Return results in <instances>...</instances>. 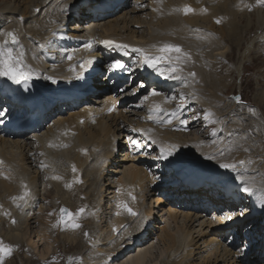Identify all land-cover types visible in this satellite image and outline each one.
I'll return each mask as SVG.
<instances>
[{
    "label": "bare ground",
    "instance_id": "6f19581e",
    "mask_svg": "<svg viewBox=\"0 0 264 264\" xmlns=\"http://www.w3.org/2000/svg\"><path fill=\"white\" fill-rule=\"evenodd\" d=\"M116 2L0 0V43L10 41L11 38L6 34L14 32L17 43L8 46L16 53L22 51L24 63L33 69L27 85L0 76V109L3 102L8 105L6 109L12 106V110L27 102L32 93L28 89L29 84L36 83L40 85L42 93L48 95L55 92V96H65V92L75 96V93L89 86L94 87L89 94L109 90V85L119 82L115 74L107 83L93 84V79L100 77L99 64L103 59L112 63L114 59L123 60L126 57L116 49L115 53L107 54L103 41L113 40L132 47L139 45L152 52H155L152 45H180L190 57L181 65L182 80L168 79L165 82L162 80L165 77L140 62L139 65L143 76L147 73V76L151 74L158 79L153 90L160 93L153 96V90L149 92L144 106V121L148 124L142 129L153 130L149 134L158 146H180L173 157L161 161L167 171L172 170L176 174L173 184L179 189L176 191L180 196V203L176 207L182 210H178L175 205L173 207L171 201H163L156 196V189H150L152 181L149 179L153 175L148 179L142 170L141 161L136 162L127 151L125 138L132 134L127 120L133 122L134 118L129 117L131 114L122 115L124 110L120 107L109 111L116 101L112 91L98 94L96 98L81 97L78 102L86 100L87 103L80 106L67 98L66 101L79 111L62 118L63 111L58 112L55 119L60 120L37 135L14 137L2 128L0 122V160L3 161L0 164V240L13 247L11 255L5 257L12 258L7 264L13 263L16 252L26 255L30 252L29 258L35 264H64L66 258L68 264H76L82 250L76 253L73 250L82 248L83 243L79 234L57 233L58 222L50 221L48 210L61 205L69 206L73 213L81 214L79 209L85 210L83 218L88 222L75 218V222L82 227L81 236L91 240L95 237L96 240H92L94 246L101 253L107 252L105 257L102 253L96 264H245L247 259L237 261L234 249L231 250L216 235L228 232L232 234L233 240L239 239L243 231L230 229H240L246 220L239 214L244 204L243 198H237L240 194H244L246 199L250 198L245 209L252 206V213L264 215L259 187L264 185V124L255 115L256 119L249 114L246 107L223 98L229 95L230 86L226 77L216 74L214 70H219L223 59L233 61L235 49L244 61L256 48L264 49V43L250 44L245 39V35L254 27L264 28V13L260 11L263 4L257 0H151V11L146 14V19L125 7L116 9V13L108 18L101 16L103 10L96 9L99 3V6L106 5L107 10H112ZM186 6L194 11L185 14L183 9ZM251 8L254 13H248L253 12L249 11ZM31 9H36L37 15L22 22L21 16L29 15ZM78 12L79 25L69 29L66 22L72 17L71 13H74L75 18ZM243 18L247 19L244 26L241 25ZM253 18L255 23L251 22ZM218 19L221 31L225 33L224 38L216 31ZM135 24H146L147 27L137 31L134 29ZM79 35V41L71 42L72 38ZM57 36L63 37L62 43L58 42ZM88 43L92 44L91 48L85 47ZM229 44L233 55L227 54L231 49ZM69 54L73 57L71 60L67 58ZM131 56L126 62L130 68L139 53H132ZM80 64L84 67L81 68ZM207 64L213 66L209 73L204 72ZM189 73H195V76ZM70 90L75 93H70ZM170 93L176 94L175 100L187 96L192 100L190 104L201 105L202 102L204 112L214 113L221 128L215 142L208 143L203 139V127L191 136L190 130L201 126L199 118L202 114L197 111L200 107L196 106L193 116L187 118V108H171ZM181 93H184L183 97ZM218 93H222V97ZM259 99L260 105H264V91L259 93ZM157 104L168 114L176 113L171 124L160 122L166 121L168 115L161 114L160 121L149 118L154 115L150 109ZM250 113L254 114L255 111ZM181 121L187 123L182 124ZM123 124L126 125L124 128ZM244 126H248L247 131ZM171 128L177 132H171ZM62 132L65 135L57 138ZM250 132H259L258 140L249 139ZM198 133L201 135L198 136ZM211 134L205 130L206 138ZM55 138V142L64 146H53L51 140ZM153 148H156L155 145ZM220 149L231 151L223 157L217 155L214 160L207 159ZM240 160L246 163L242 167L238 165L239 173L219 167L220 162ZM42 163L47 167H41ZM238 176L245 177V180L241 181ZM44 177L49 181L41 192ZM217 180H222L221 185H217ZM250 182L257 186L255 190L252 193L243 192V187ZM76 183L77 186L70 188ZM205 183H208L206 187ZM78 186L85 200L73 193ZM196 186L201 189L195 191ZM219 187H222L221 191L228 192L220 198L214 193ZM25 190L29 191L27 203L13 199L23 195ZM197 195L204 199L203 203ZM48 197H51L48 206L43 207L42 202L38 204L41 200L46 202ZM213 199H217V205L211 204ZM121 201H125L138 215L130 214L127 208L120 205ZM163 204L169 205V208L163 207ZM96 209L101 211L100 222L96 219ZM84 245L85 250H88L90 246ZM68 251H73L70 256ZM243 251L240 256L250 254L248 249ZM262 258L264 254L256 259ZM259 264H264V260Z\"/></svg>",
    "mask_w": 264,
    "mask_h": 264
},
{
    "label": "rangeland",
    "instance_id": "374dc122",
    "mask_svg": "<svg viewBox=\"0 0 264 264\" xmlns=\"http://www.w3.org/2000/svg\"><path fill=\"white\" fill-rule=\"evenodd\" d=\"M139 1H141V2L138 3L137 0H121L116 9H120L121 7H125L128 10H132L131 13L136 12L135 14L144 17L143 19H146V14L151 11L150 0H139ZM140 5H144V7L141 9L136 8V6H140ZM116 9L111 11V12H105L106 15H105V17L104 16L103 17L108 18L110 15H113L114 13H116ZM35 10L36 9H31L30 14L27 16L22 15L21 21L23 22L32 16H36L38 11H35ZM253 10H254L253 8L249 9V11H253ZM260 11H261V13H264V4H263V7L261 8ZM254 12L255 11L248 12V13H254ZM142 13H144V14L142 15ZM71 14H72V17L70 18V20H68L66 22L67 27L69 29H72V26H75V25L78 26L79 25V23H78L79 21H77L78 20L77 18H79V12H78V15L75 14V18H74V13H71ZM22 17H23V19H22ZM148 19H149V17H148ZM241 20H243L241 22V25L244 26L246 24L247 19L243 18ZM251 22L255 23L254 18ZM220 26L221 25L216 22V31L217 32L219 31L218 35L221 34L224 38V36H225V33L223 32L224 30L221 31ZM146 27H147L146 24H135L134 25V29L137 31H142V30L146 29ZM254 30H255V33H254ZM83 33H85V31ZM69 34H71L70 30H69ZM77 34L78 33H76L75 35H77ZM258 36H259V38H258ZM80 37H81V35L75 36L74 38L71 39V42L79 41ZM56 38L58 39V42L63 41L62 36H57ZM245 39H248L250 44L253 42H256V44L259 43V45H261L262 43H264V28L258 29V27H254L253 30L249 34L245 35ZM244 43H245V41H244ZM230 47H231V49H229L227 54L233 55L232 46L230 45ZM239 56H240V53L238 52V50L235 49V52L233 55L234 60L231 62H227L225 59H223L221 61L222 63L219 64V68H218L219 70H216V71L214 70V72L216 74H222V76L226 77L225 79L227 80L228 86H230L229 95L224 96L223 98L230 99L231 101H235L238 105H241L244 108L246 107L249 114L253 115L254 118L256 116L257 119H261L263 121L262 123L264 124V105H260L261 102L259 99V93L264 91V77L261 76V75L264 76V72H263V70H264V49H262L261 47L256 48L255 51L251 53L249 59H247L245 61H244V59L240 58ZM134 62H135V68L139 69L140 65H139L138 57L134 58ZM214 62H216V61H214ZM110 64H111L110 61L104 60V59L102 60V63L99 64V70L98 71H99L100 77H99V80H97L98 83H105L106 78L110 77V76H108V74L110 72L108 70ZM212 67H213L212 65H208V64L205 65L204 72L209 73L211 71ZM222 71H223V73H222ZM111 75H112V73H111ZM213 75H215V74H213ZM153 84H154V82L147 83L144 76L137 75L135 79H131L129 81H126V86H122L120 88L119 92L117 90L114 93L119 107L122 109V111L124 110L123 113L125 112L124 114L121 113L122 111L120 113L122 115H125V116L131 114L129 117L134 118L133 122H130L129 120H127V123L131 127V129H141V127L147 123L144 121L145 120V112H144L145 110L143 108V106L145 104L144 99L147 100L146 97H148V94L151 90L150 89L151 85H153ZM141 85H143L144 87ZM122 88H123V91H121ZM108 91L109 92L113 91V89H109ZM128 92H129V94H128ZM136 94H137V96H136ZM146 94H147V96H146ZM133 95H134V98H133ZM218 95L220 97H222V93H218ZM171 96H173V94H171ZM174 96H176V94H174ZM237 96L241 97V101L238 102L235 99V97H237ZM220 97H219V99H220ZM139 99L140 100L142 99V100L140 101ZM191 101L192 100L188 99V97L186 96L185 98L175 100L174 104H172V107L180 108V107H183L184 105H186L185 108H187L188 113H189V116H187V118H188V117L193 116L194 111H195L194 108L196 106H199L200 108H197V111H199L202 114V116H200V118H199V121L201 122V126L197 127L196 129H191L190 134H191V136H193L195 134V131L199 130L202 127L205 130H208L212 133L214 131V125L218 122L217 117L216 116L212 117V121L214 123H208L207 125L202 124L208 120V116H207L208 112H204L205 106L203 105L202 102H200L201 105H196V104H190ZM179 102H184L185 104L179 103ZM140 107H141V109H140ZM189 107H193V108H189ZM184 109H182V110H184ZM252 110L255 111L254 114L250 113ZM136 111H138V112L136 113ZM244 115L249 116L246 114H244ZM67 116L68 115H66L65 117H67ZM122 119L123 118L120 119L121 122L123 121ZM125 126L126 125L123 124L122 128H124ZM129 126H127V128H129V131H130ZM247 128H248V126H244L245 131H247ZM205 130L203 131V139L204 140H206L210 137H214L211 134L208 138H206ZM174 132H177V131L174 130ZM216 134H218V131H216ZM249 134H250L249 139H251V140L256 139V138H257L256 140H258V138L260 136L259 132H255V133L250 132ZM200 135L201 134L198 133V136H200ZM133 140L140 141V147H138V148L135 147L132 144ZM125 142H126V145L128 146L127 151L129 152L131 157H134L136 159V162H137V160L139 162L141 161L140 163L142 164V170L147 175V178L153 175L152 177H150V179L148 178L150 181L153 182V185L151 182L150 189H156V196L160 197L163 201H165V199L169 200V202L171 201L172 202L171 205H173V207L175 205V207H176L180 203V201H178L180 196H179L178 192L176 191L179 189L177 187H174V184H173V180H176V174L175 173L174 174L173 173L168 174V172L163 167L164 163L161 161V159H157V156L159 155L158 148H153L152 145L150 146L148 143V140H146V138L143 136V134H141L139 132H134V131H132L131 137L125 138ZM143 143H145V144L143 145ZM148 147H149V149H147ZM124 152H126V149ZM118 153H119V147H117V151H116V154H118ZM263 160H264V158H263ZM155 165H156V167H155ZM46 180H47V178L44 177V180L40 186L41 192H43V188L45 187V185L49 181V180L48 181H46ZM154 180H155L156 184L154 183ZM158 180H160L161 182ZM77 184L78 183L74 184L70 188L77 186ZM80 189H81V187L78 186L73 191V193L76 196H79V198L81 200H85L83 194L81 195ZM77 190H79V191H77ZM197 190H199V189H197ZM249 200H250L249 198L246 199L245 196L243 197L244 204H243V208L239 214L241 215V213H243L242 216L246 217V220L243 223L242 227L240 229L235 228V227H231V229H230V230H241V231H243L240 234L239 239L233 240L232 234L231 233L228 234V232L223 234V235H216V236L218 238L224 240L225 243L227 242L228 246L231 250L234 249L233 252L237 258V261H238V259L239 260L247 259V263H245V264H259L260 261L264 260V258H262L261 260L256 259L257 257H261L264 254V218L260 214L252 213V210H253L252 206H249L248 209H245L249 203L248 202ZM41 202H42L43 207H45L46 205L48 206L49 203H51V197H48L46 202H44L43 200L39 201L38 204L41 205ZM211 204H213V201H211ZM163 207L169 208V205L163 204ZM42 208H41V210H42ZM62 208H66V209L70 210L71 212H73L69 206H62V205L57 206L55 209H53V208L49 209L48 213L50 215V221L51 222L57 223L58 221L61 220L62 213L60 210ZM95 208H96V206H95ZM176 208L180 211L182 210L178 207H176ZM112 212L113 211H111V213H110L111 216H112ZM96 213H97L96 219H98V221L100 222L101 216L99 213H101V211L100 210L97 211V209H96ZM76 214H78V213H76ZM78 217L82 218L83 222L89 221V220L83 218L84 217L83 213L76 215L75 218H78ZM215 220H217V219H215ZM58 225H59V227L56 228V231H58L57 233L79 234V238L82 239V242H83L82 248H75L73 250L74 252L73 251L67 252L68 256H70L71 252L76 253V252H79L82 250L81 251V257L78 261H76V264H96L97 262L100 261V257L102 256V253H104V257H105V255H107V252L101 253L94 246L95 243H92V240L95 241L96 240L95 237L91 240L90 238L84 239L81 236L80 230L82 227L72 228L71 226H69V227L66 226L64 223H58ZM61 227H62V229H61ZM259 227H262V228H259ZM95 231H93L92 233L97 236ZM255 231L258 233H255ZM223 236H226V237H223ZM114 238L115 237L113 236L112 239H114ZM254 238H255L256 242L254 241ZM84 244H87L90 246L88 250H85L86 246ZM246 245H247V249L249 250L248 253H250V254H248V256H246V257L240 256L244 252L243 249L246 247ZM29 253L26 255L24 253L23 254H17V252H16L15 256L13 257L14 261L12 264H35V261L30 260V258H29L30 254ZM11 259H12L11 257H7V259L4 260V264L9 263L11 261ZM248 260H252V261H248ZM38 264H41V263L38 262ZM64 264H68L67 258L64 259ZM220 264H223V263H220Z\"/></svg>",
    "mask_w": 264,
    "mask_h": 264
},
{
    "label": "snow or ice",
    "instance_id": "6c2138e0",
    "mask_svg": "<svg viewBox=\"0 0 264 264\" xmlns=\"http://www.w3.org/2000/svg\"><path fill=\"white\" fill-rule=\"evenodd\" d=\"M258 3L264 4V0H257ZM183 11L185 14L193 12L194 9H192L190 6H186ZM204 11H207V9H204ZM219 19L217 20V23H219ZM8 37L11 38V40H5L3 43H0V76H4L7 78H10L16 83H24L27 85L28 81L32 77L33 69H31L30 66L26 65L23 60L24 53L21 51L19 53L14 52L12 47H9V44L15 45L17 43V36L14 32H8L6 34ZM106 47L112 49L119 50L124 55H131L132 53H139L138 61L145 65L148 68H151L156 73H158L160 76L165 77L166 79L171 80H182L184 77L181 75L183 69L181 65L189 59V53L185 52L182 47L178 44L173 43H163L160 46L152 45V48L155 49V52L149 51L145 48L140 47H132L128 44L124 43H117L113 40H106L102 42ZM40 47H44V45H40ZM86 48H91L92 44L88 43L85 45ZM69 60H71L73 57L71 54L67 57ZM80 67L83 68L84 65L80 64ZM27 69V70H26ZM109 71H130V68H128L120 59H114L112 63L109 65L108 68ZM190 76H195V73H189ZM48 79L53 80L54 78L48 77ZM55 82V81H54ZM143 86V85H141ZM123 91V89H121ZM153 96L159 95L160 93L156 92L155 90L151 93ZM182 97L184 96V93L180 94ZM235 99L239 102L241 101V97L237 96ZM115 108V105H113V109ZM113 109H109V111H112ZM150 112L154 113V115L150 116V119L158 120L160 121L161 114L168 115L169 118L166 121H160V122H166L168 124L172 123V117H175L176 113L172 112L168 114L164 108H162L159 104L155 105L152 109H150ZM5 115L3 109H0V117ZM208 117L210 118L212 116L211 112H208ZM182 124H186V121H181ZM134 132H139L143 134L144 137L147 138V140L151 141L153 144H156L157 142L153 140L152 136L149 134L152 129L144 130V129H132ZM212 135H216V130L212 132ZM231 135V133H229ZM132 144L135 147H140V141L133 140ZM66 146V145H65ZM179 145L177 144H169L167 146H164L163 144L159 145V155L157 156V159L161 160H168L170 157H173L177 150L179 149ZM231 149H220L215 155H209L207 159L214 160L216 159V156L219 155L223 157L226 152H230ZM43 155V153H41ZM244 160H240L238 162H220L219 167L225 170H231L234 172L239 173V167H242L245 165ZM0 164H3V161L0 160ZM41 167H47L46 164L42 163ZM73 171L75 172V166H73ZM56 179H59L60 177H54ZM241 181L245 180V177L238 176ZM256 185L249 183L248 186L243 187V192L246 193H252L255 190ZM261 191V204L264 206V185L259 186ZM29 196V191L25 190L23 195L19 197H13L14 200H21L27 203V197ZM135 199V197H133ZM120 205L122 207L127 208L128 212L132 215H138L135 211H133L131 208L128 207L127 203L125 201H121ZM62 216L61 220L58 221V223H64L66 226H71L72 228H79L81 227L80 224L75 222L76 213L71 212L70 210L66 208H62L61 210ZM85 210L83 208L79 209V213H83ZM118 214V213H117ZM243 215V213H241ZM232 217H228V219H231ZM13 223H15V220H13ZM13 251V247L11 245L4 244L2 240H0V264H4V260L6 256H10Z\"/></svg>",
    "mask_w": 264,
    "mask_h": 264
}]
</instances>
